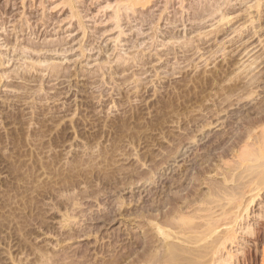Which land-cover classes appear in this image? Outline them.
<instances>
[{
  "label": "rangeland",
  "instance_id": "rangeland-1",
  "mask_svg": "<svg viewBox=\"0 0 264 264\" xmlns=\"http://www.w3.org/2000/svg\"><path fill=\"white\" fill-rule=\"evenodd\" d=\"M22 1L0 0V264H143L159 225L205 246L218 214L261 261L264 0Z\"/></svg>",
  "mask_w": 264,
  "mask_h": 264
},
{
  "label": "bare ground",
  "instance_id": "bare-ground-1",
  "mask_svg": "<svg viewBox=\"0 0 264 264\" xmlns=\"http://www.w3.org/2000/svg\"><path fill=\"white\" fill-rule=\"evenodd\" d=\"M134 1H141V5L143 4H146L148 3L150 0H134ZM174 2L175 0H166L165 1V4L168 5L170 4L171 2ZM183 1L184 0H178V2L180 3V6L182 8H185V6L183 5ZM214 1V0H213ZM230 1V0H228ZM24 2V0L22 1ZM69 2V1H67ZM151 2V1H150ZM201 2V1H200ZM228 3L227 0H222V2H217L216 1V5H214V9L213 10H209L210 8H206L202 6V9L201 11L198 13L199 15H203L204 11H206V9L208 11H210V13L208 12V14L212 15L214 14L215 12H218L220 11L221 9V5L222 4H225ZM131 3V2H130ZM197 8L199 9L200 4L199 5V2L197 1ZM202 3V2H201ZM219 3V4H218ZM69 5V4H68ZM128 5V4H127ZM109 6V5H108ZM121 6V5H120ZM125 7V6H124ZM122 9V7H119V5H117V7H113L114 9V13H113V19L116 21V24H118V22L120 21V17L124 15V13H120V11H124L126 12V10H128L130 7H125ZM213 7V6H212ZM167 8V6H165V9ZM195 8V7H194ZM75 11V10H74ZM73 13V12H72ZM207 13V12H206ZM74 14V13H73ZM81 14V13H80ZM75 15V14H74ZM221 15V14H220ZM225 15V14H224ZM223 15V17H224ZM127 16V15H126ZM75 17V16H74ZM78 14H77V18H78ZM222 17V16H221ZM222 17V18H223ZM129 18V16H128ZM46 19V18H45ZM79 19V18H78ZM80 20V19H79ZM1 21V20H0ZM26 19H23L22 20V26H25V23H26ZM83 21V20H82ZM28 22V21H27ZM80 22V21H79ZM1 24V23H0ZM85 25V24H84ZM83 26V25H82ZM19 27V26H18ZM87 27V26H86ZM83 28V27H82ZM247 206V205H246ZM245 206V207H246ZM220 210V209H219ZM232 210V209H231ZM183 214V213H182ZM219 215V214H218ZM217 216H214V219L209 217L210 220H208L207 223H205V227H208L209 229H211L210 231V234H213V239H211L210 241L208 240V244L205 242V246H196L200 240H195L193 239V237H191V239L189 238H179L178 236L175 237L173 235H171L170 232H166L165 228H162V227H157L158 229V233L160 234L161 237H158L156 238V240L153 242V245L156 244L155 246V249L156 251L154 250L153 247V250L155 251V253L152 255H148V254H151L150 249H144L146 248L147 246H145L144 243V247L142 248L143 250L141 251L142 252V256H140L143 261V264H163V263H170V264H173L172 261L174 260H171V262L169 260H167L166 257L169 256L168 259H171V258H176L178 261L179 259H183V261L186 259L188 261L186 262H193V264H264V254H263V258L262 260L260 261L259 259V256L257 255V251L256 249H258V246L259 244L262 242V238L261 236H258L256 235L253 239V244L255 245L254 249H255V252L253 251H250L249 249H247V246H246V243L248 242V239L245 240L243 239V235L241 236L238 235L239 233L238 232H249V233H252L251 235H253V232L255 231L254 229L252 230V228H250L251 226L248 225L246 223L247 226H245V223H244V228H241L239 225H237L234 221V225L235 226H232L228 224V227L226 226L224 229H220V226L222 224H218V219H216ZM235 215V214H234ZM233 216V214H232ZM183 217V216H181ZM246 217V216H245ZM213 219V220H212ZM236 219V218H235ZM185 220V219H184ZM228 220V219H227ZM241 220V218H240ZM207 221V219H206ZM205 221V222H206ZM220 221V219H219ZM198 222V221H197ZM188 223V222H187ZM229 223H230V220H229ZM232 223V222H231ZM230 223V224H231ZM183 224V223H182ZM196 224V223H195ZM203 224V223H202ZM207 224V226H206ZM158 225V224H157ZM201 224H199L200 226ZM226 225V224H225ZM224 225V226H225ZM241 225V224H240ZM163 226V225H162ZM184 226V225H183ZM197 226V224H196ZM239 226V227H237ZM249 226V227H248ZM192 227V226H191ZM200 227H203L200 226ZM180 228V227H179ZM194 228V227H193ZM197 228V227H195ZM260 229V228H259ZM156 230V231H157ZM187 230V229H186ZM193 230H196V229H193ZM240 230V231H239ZM170 231V230H169ZM181 231V230H180ZM185 231V230H184ZM208 231V232H209ZM257 231V230H256ZM187 232V231H186ZM194 232V231H192ZM197 232V231H196ZM199 232V231H198ZM188 233V232H187ZM190 233V232H189ZM216 233V234H214ZM209 234V233H208ZM209 234V236H210ZM243 234V233H242ZM246 234V233H245ZM255 234H258V233H255ZM264 234V233H263ZM170 235L175 237L176 239H179L180 241L184 242V243H187V244H196L195 246L196 247H187L186 244L185 246L184 243L183 245H180L178 242L177 244H174L173 242L171 243V241H169L170 239ZM187 235V234H186ZM185 235V236H186ZM215 235V236H214ZM197 236V235H196ZM196 236H194L196 238ZM245 236V235H244ZM181 237V236H180ZM190 237V236H189ZM204 237V236H203ZM206 237H207V234H206ZM211 237V236H210ZM264 237V235H263ZM200 239V237L198 238ZM203 239V238H202ZM201 239V241H202ZM204 239H206L204 237ZM252 240V239H251ZM144 242V240H143ZM147 242V239L145 241V243ZM201 243V242H200ZM149 245V243H147ZM146 244V245H147ZM173 244V245H172ZM264 244V243H263ZM151 245V244H150ZM152 245V246H153ZM201 245V244H199ZM143 246V245H142ZM149 247V246H148ZM146 250L149 252H146ZM264 252V251H263ZM141 255V253H140ZM173 258V259H174ZM140 260V259H139ZM260 261V262H259ZM176 262V261H175ZM181 262H177V264H180ZM183 264V262H182ZM185 264H188V263H185Z\"/></svg>",
  "mask_w": 264,
  "mask_h": 264
}]
</instances>
